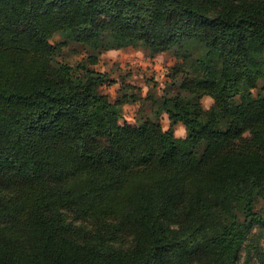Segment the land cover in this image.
I'll use <instances>...</instances> for the list:
<instances>
[{"label":"trees","instance_id":"1","mask_svg":"<svg viewBox=\"0 0 264 264\" xmlns=\"http://www.w3.org/2000/svg\"><path fill=\"white\" fill-rule=\"evenodd\" d=\"M135 47L181 63L131 125ZM261 201L264 0H0V264H264Z\"/></svg>","mask_w":264,"mask_h":264},{"label":"rangeland","instance_id":"2","mask_svg":"<svg viewBox=\"0 0 264 264\" xmlns=\"http://www.w3.org/2000/svg\"><path fill=\"white\" fill-rule=\"evenodd\" d=\"M53 41H60L58 36H54ZM181 59H177L169 53H161L154 57L145 55L138 47L111 50L103 53L93 66L97 71L106 73L109 77V84L102 85L97 91L106 94L111 100H115L119 94L120 88L124 84H130L141 96V101L131 104H125L122 107V122L134 124L140 116V110L149 111L150 102L146 99L158 97L166 91L168 85L165 83L169 79L170 68L175 64H180ZM175 89L172 88L171 92ZM255 92V90L253 91ZM212 100L208 97L202 99L204 108H209ZM164 130L173 127V135L181 138L186 135L185 126L182 123L172 125L167 114H161L159 119ZM264 201L258 204L263 206ZM257 234V230L252 231ZM264 245V240L260 239ZM244 252H241L243 259ZM250 264H256L252 261Z\"/></svg>","mask_w":264,"mask_h":264}]
</instances>
